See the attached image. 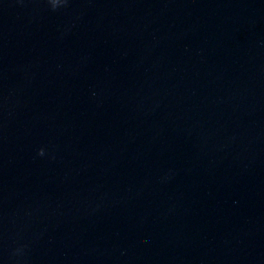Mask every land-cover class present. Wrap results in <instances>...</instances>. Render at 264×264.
Here are the masks:
<instances>
[{"label":"clouds","instance_id":"clouds-1","mask_svg":"<svg viewBox=\"0 0 264 264\" xmlns=\"http://www.w3.org/2000/svg\"><path fill=\"white\" fill-rule=\"evenodd\" d=\"M62 0H49V3L52 5V8L55 10L58 5H60ZM66 3V0H63ZM40 155H43V150L40 151Z\"/></svg>","mask_w":264,"mask_h":264}]
</instances>
